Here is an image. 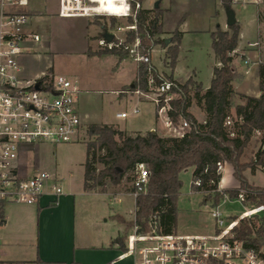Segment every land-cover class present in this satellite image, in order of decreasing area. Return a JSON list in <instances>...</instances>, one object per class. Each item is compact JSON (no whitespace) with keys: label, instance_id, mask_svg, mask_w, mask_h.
Here are the masks:
<instances>
[{"label":"built area","instance_id":"1","mask_svg":"<svg viewBox=\"0 0 264 264\" xmlns=\"http://www.w3.org/2000/svg\"><path fill=\"white\" fill-rule=\"evenodd\" d=\"M240 1V0H233ZM262 0H255L261 2ZM121 5L117 14L102 11L100 0H58V16L62 18L98 17L129 19L136 18L140 10H144V0H114ZM30 0H0V209L7 204L38 205L47 194L57 200L63 193L58 181L42 170L23 176L19 167L21 151L37 144H70L79 142L82 134V120L78 110L80 88L76 82L62 75L44 76L35 81L24 80L20 76L18 58L25 52L28 42L39 43L41 36L29 32ZM125 32L108 31L112 35L111 42L105 38L99 40L102 50H120L128 54L141 65L151 64V52L145 53L141 41L136 37L128 41V34L137 31L136 23L127 25ZM120 29V31H124ZM127 32V33H126ZM257 46L258 43H255ZM248 47H252L248 43ZM248 64V60L245 61ZM154 96L149 92L137 91L156 105L159 114H166L169 104L177 95L172 92V83L164 80L154 85ZM38 86V88H37ZM151 92V90H150ZM137 109L133 110L136 114ZM125 118L126 113L117 115ZM165 125L170 128L171 122L166 116ZM230 117L225 126L231 127ZM188 127L187 122L180 126L177 137H183ZM151 132L155 133V130ZM233 136V134L231 135ZM262 149L264 150V144ZM264 171V165H262ZM223 163L217 164L216 173L223 175ZM149 173L144 164L137 165L133 181L134 191L128 194L133 200L134 208L127 217L122 216L116 224L114 235H110V247L120 251V258H132L134 264H264V252H256L247 248L242 242L234 239L233 229L241 220H251L264 215V206L253 205L247 200L246 193L240 191L235 198L225 196L228 202H238L249 209L237 216L225 217L219 210V205L212 209L214 231L211 234H181L163 233L158 225L157 216L151 218L149 230L144 232L136 221V201L138 196L146 191ZM199 188L202 180L196 178L192 184ZM218 189L221 190L218 184ZM125 197V198H126ZM109 207L123 201V197H108L98 195ZM223 201V202H224ZM96 210V209H95ZM103 210V209H102ZM99 218L94 225L104 226L105 219ZM130 221L129 229L122 227V220ZM4 220V219H3ZM2 220V222H3ZM2 224V223H1Z\"/></svg>","mask_w":264,"mask_h":264},{"label":"trees","instance_id":"2","mask_svg":"<svg viewBox=\"0 0 264 264\" xmlns=\"http://www.w3.org/2000/svg\"><path fill=\"white\" fill-rule=\"evenodd\" d=\"M232 1L222 0V4L229 7ZM113 2L114 0H107L108 7ZM161 14L160 9L140 10L136 18L130 17L128 21L130 24L136 23L137 31L128 34V41L138 37L144 52L149 54L157 45L167 47L166 40L160 38ZM239 33L238 24L229 27L227 31L217 28L211 33L212 50L220 66L214 68L211 85L206 91L193 79L181 84L172 76L160 75L152 65L151 72L149 65L139 67L137 78L133 82L135 90L148 91L150 77L154 80V85H159L164 80L172 83L171 90L177 98L169 104L168 119L174 126L187 122L185 134L183 137L162 138L148 132L146 135L137 134L133 137L110 125H91L88 134L95 137V140L86 144L85 191L91 192L100 187L101 193H105L108 187L119 185L127 173H134L135 179L137 165L144 164L149 173V181L146 191L136 201V221L147 232L151 218L156 215L159 228L166 234L176 230L177 200L182 189L180 174L187 169L193 170V179L202 180V186L195 188L203 194L204 202L212 201L217 206L224 201L225 196L235 198L240 191H244L247 200L253 205L264 206V187L250 184L245 176L247 169L255 170L257 166L264 165V150H258L255 160L241 162L255 133H260V143L264 144V63L259 64L260 96L239 95L243 104L236 107L237 121L232 130L225 126L236 95L233 82L242 77L233 58L239 43ZM181 35L179 31L173 32L171 44L167 48V60L171 68L176 64ZM106 54L123 57L128 55L120 50L95 52V55ZM193 87L197 105L202 107L206 115L204 122H199L189 112ZM223 162L232 166L233 177L239 183L238 188L218 189L222 176L216 173V169L217 164ZM98 166L102 168L99 170ZM129 191L133 192L134 187ZM3 218L0 209V225ZM119 218L121 217H116L117 221ZM233 233L234 239L247 248L264 252V215L252 220H241Z\"/></svg>","mask_w":264,"mask_h":264},{"label":"rangeland","instance_id":"3","mask_svg":"<svg viewBox=\"0 0 264 264\" xmlns=\"http://www.w3.org/2000/svg\"><path fill=\"white\" fill-rule=\"evenodd\" d=\"M243 1L241 0L239 3L233 4L232 9L237 13L239 21L245 23L253 15L255 8L251 5L244 6L242 4ZM121 8V5L113 2L110 4L107 12L117 14ZM30 12L32 13L29 21L31 27L36 30L49 31L52 42L56 45L57 49H60L56 52L55 75H62L73 82L81 81L83 83L86 90L83 97L84 105L94 117V121L113 123L118 125L120 129L128 132H146L151 127L159 129L162 127V124L165 125L164 122L168 115L159 114L151 99L146 97V94L139 95L137 91L140 90H135L134 85H131L135 77L137 78L138 69L142 66L141 64L135 62L128 55L127 57L114 54L94 55L95 52L103 51L98 42L104 38L103 35L105 33L111 30H119L120 34L125 32L124 28L130 24L127 19H117L108 16L63 19L57 13L58 0H30ZM203 13V7L187 4L176 18L177 29L175 31L182 32L183 36L179 44L178 57L174 68L168 65L167 49L163 45L155 46L154 50L152 49L151 51L150 58L152 66H155L159 74L172 76L182 83H185V79L193 77L194 81L201 83L203 89H207L211 85L213 69L217 63L211 49V33L216 27V22L213 19L215 15L204 17ZM113 19L115 20L114 23ZM173 21H175V18L172 19ZM260 21L263 23L260 40L262 43L261 60L264 63V11H260ZM120 29L124 31H120ZM85 32L91 35L96 34L94 40L90 41L89 47L91 52L89 50L88 52H83L82 50L86 44V40L83 42L82 37ZM256 39V31L252 30L250 31V35L242 39L241 43L243 46H248L249 43L252 47H255L254 42H256ZM245 59L246 57L240 61L243 63ZM47 76H50V74H47ZM148 86L149 90L146 92L149 93L147 95L153 97L155 92H152V90L154 91L155 87L150 86L149 83ZM118 90L120 91L116 93ZM233 90L235 92L234 86ZM253 91L252 89L251 92L253 93ZM141 92L146 93L145 91ZM194 93L195 87L191 89L192 104L189 112L196 119L201 120L202 117L206 119L202 107L197 105ZM235 94L230 110L231 130L237 121L236 107L243 104V101L239 97L242 94L236 92ZM135 96L141 102H138ZM135 107H138V113L132 114V110ZM116 113H126L129 115L126 118H116ZM157 115H160V118H157ZM163 115L164 119H162ZM91 125L89 124L82 128V136L79 142L57 145L44 144L42 146L43 151L39 155L40 162H44L47 170L56 171L61 179L69 171H71L72 176L76 180L80 177L82 178V164L86 156V144L95 140V137H91L88 134V129ZM181 125L182 123L178 126L171 125L170 128L165 125L169 130L163 128V130H159L160 132L156 131L155 134L162 138L177 137L181 131ZM164 132L165 134H163ZM126 134L134 137L137 134L146 135L147 133ZM260 139L261 135L255 133L241 158V162L249 163L255 160L256 153L263 147ZM223 165L224 171L220 188L221 186L226 188H221L222 190L238 188L239 183L233 177L232 166L226 162H223ZM261 167L257 166L255 170L247 169L245 171V176L250 184L264 187V171ZM98 168L100 170L102 167L98 166ZM180 180L182 181V189L177 200L178 211L175 232L181 234H211L215 227L211 212L215 206L212 204V201L204 202L203 194L197 192L196 188L192 185L194 181L192 169L183 171L180 174ZM133 181L134 173H127L119 185L108 187L105 193H101L100 187L91 191L95 194L107 195L108 197H123V203L112 204L111 207H109L105 200L101 203H95V206H97L96 215L93 221H88V227L93 225L92 222L99 218L116 215L127 217L129 211L134 208L133 200L126 197L130 194L129 190L133 187ZM247 209H249L248 206H244L238 202L230 203L227 200L219 206L220 212L225 217L237 216ZM104 221L105 225L102 228L107 229L110 234L114 235L117 223L112 218L110 220L105 219ZM9 248L13 249L14 246H10Z\"/></svg>","mask_w":264,"mask_h":264},{"label":"crops","instance_id":"4","mask_svg":"<svg viewBox=\"0 0 264 264\" xmlns=\"http://www.w3.org/2000/svg\"><path fill=\"white\" fill-rule=\"evenodd\" d=\"M100 1L103 3L102 11L107 12V9H109L107 0ZM236 3H239V1H232L231 6L225 7L222 4V0H144L143 6L144 10H161V38L165 40H171L173 32L177 29L176 18L181 14L187 4L194 5L195 7H203L204 17L215 15L213 17L216 22L214 31L217 28L223 31L229 30L227 26L228 14L233 12L236 24L240 27L239 43L233 53V58L235 66L242 75L240 79L233 82V86L235 92L238 94L259 97L261 94L259 87V64L263 62L261 60L262 43L260 40L263 23L260 21V11H264V0L259 3L255 2V0L243 1L242 4H244V6L251 5L255 8L253 15L248 21H245V23L239 21L237 13L232 9L233 4ZM80 18L84 17L63 19ZM174 18L175 21L172 22ZM27 30L39 34L41 36V41L39 43L28 42L25 44V52L18 58L21 78L35 81L43 78L47 74L55 76L56 52L60 49H57L56 45L52 42L50 32L33 29L30 22ZM252 30H255L257 34L256 42H252L258 43V45L255 47L243 46L241 43L242 39L250 35V31ZM181 34L182 39L183 33L181 32ZM82 37L83 42L86 40L85 47H83L82 50L83 52H88L90 49V41L94 40L96 34L91 35L85 32ZM170 44L171 43L166 45V49ZM214 57L217 62L215 67L220 66L215 55ZM245 57V61L248 60V64H246L245 61H243V63L240 61ZM153 67L155 68V66ZM189 79L194 80L193 77H190L184 81L186 82ZM175 80L183 84L177 79ZM76 83L81 91L78 101V110L82 120V128L89 124H96L110 125L126 133H148L152 130L160 132L159 130H163V128L169 130L162 124V127L159 129L151 127L149 131L146 132H128L120 129L118 125L113 123L94 121V117L84 105L83 97L84 93H86L84 85L81 81ZM198 83L200 82L198 81ZM251 88L254 90L253 93L251 92ZM207 89L203 90L206 91ZM119 91L120 90L116 91V93ZM135 97L138 102H141L137 96ZM134 109L138 110V107ZM133 110L132 114H134ZM118 114L121 113H116V118H121L117 116ZM157 118H160V115H157ZM162 119H164V115ZM197 120L203 122L205 119L202 117L201 120ZM163 134H165V132ZM256 134L260 135L258 132ZM43 145L44 144H37L29 146L21 151L19 156L21 173L23 176H28L37 170L46 171L53 179L60 183L63 193L57 200H55L53 195L47 194L36 206L13 203L4 206L2 210L4 220L0 225V264H134L132 258H120V251L109 246L110 235L112 234H110L107 229L105 230L102 228L103 226L99 228V226L94 225V222H92L93 225L88 227V221H93L96 215L95 209L97 206H95V203L101 200L98 198L99 194L87 192L84 189L83 164L85 163L86 156L82 164V178L80 177L76 180L72 176L71 171H69L67 175L61 179L56 171L47 170L44 162H40L39 155L40 152L43 151ZM220 182L219 185L221 184ZM221 188L226 189L222 186ZM117 216L122 217L121 215L113 216L112 219L116 223H118L116 219ZM10 246H14V248L10 249Z\"/></svg>","mask_w":264,"mask_h":264},{"label":"water","instance_id":"5","mask_svg":"<svg viewBox=\"0 0 264 264\" xmlns=\"http://www.w3.org/2000/svg\"><path fill=\"white\" fill-rule=\"evenodd\" d=\"M156 7H157V5H156ZM235 24H236V19H235L234 13H233V12H230V13L228 14L227 26H228V27H231V26H233V25H235ZM103 37H104L108 42H111V40H112V35H110L109 33H105V34L103 35ZM170 42H171L170 39H168V40L165 41L166 45H169ZM37 88H38V86H37ZM121 224H122V227L125 228V229H129L130 226H131L130 221L127 220V219H123L122 222H121Z\"/></svg>","mask_w":264,"mask_h":264},{"label":"bare ground","instance_id":"6","mask_svg":"<svg viewBox=\"0 0 264 264\" xmlns=\"http://www.w3.org/2000/svg\"><path fill=\"white\" fill-rule=\"evenodd\" d=\"M123 201L118 202L117 204H122Z\"/></svg>","mask_w":264,"mask_h":264}]
</instances>
